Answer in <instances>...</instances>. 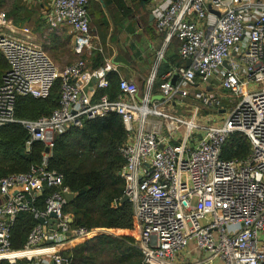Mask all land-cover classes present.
Returning <instances> with one entry per match:
<instances>
[{
	"label": "built area",
	"instance_id": "obj_1",
	"mask_svg": "<svg viewBox=\"0 0 264 264\" xmlns=\"http://www.w3.org/2000/svg\"><path fill=\"white\" fill-rule=\"evenodd\" d=\"M89 1L53 0L47 16L52 30L71 26L79 54L97 47ZM153 13L157 29L167 39L179 40L181 56L191 64L163 78L162 102L153 100L157 94L154 76L150 78L139 103L138 83L126 78H120L118 99L104 94L94 101L88 84L95 77L98 87L107 89L113 64L89 72L80 57L61 70L42 47L6 32L10 19L1 9L0 51L9 68L0 82V127L20 122L31 135L28 144L40 140L51 149L55 135L66 128L109 112L119 114L128 136L120 146L125 159L120 175L143 263L264 264V0H160ZM174 74L180 81L172 82ZM59 77L60 105L51 115L16 119L19 96L45 97ZM190 96L202 105L180 111ZM236 133L248 138L251 152L225 159V144ZM62 184L63 176L45 166L0 177V261L67 264L59 251L92 233L73 228L72 216L63 211L68 189H56L43 211L33 205L46 187ZM27 210L46 221L17 250L11 230L18 214ZM52 213L56 229L48 222Z\"/></svg>",
	"mask_w": 264,
	"mask_h": 264
},
{
	"label": "trees",
	"instance_id": "obj_2",
	"mask_svg": "<svg viewBox=\"0 0 264 264\" xmlns=\"http://www.w3.org/2000/svg\"><path fill=\"white\" fill-rule=\"evenodd\" d=\"M11 15L16 21L20 19L19 14L16 16L12 12ZM91 54L93 70L106 64L100 50L94 49ZM82 58L86 59L85 56ZM8 68V61L0 51V82ZM165 70L158 73L155 90L163 81L160 77L167 72ZM108 78L109 87L100 89V95L107 93L110 99L115 100L121 94L120 78L112 72ZM61 91L62 78L59 77L45 97L19 96L15 106L16 119L37 120L51 115L60 105ZM127 138L123 120L115 112L86 119L82 126L68 127L57 133L54 146L49 151L43 141L34 140L28 144L31 135L20 122L0 127V177L28 173L42 166L48 172L63 176L61 187H46L36 196L33 205L37 211L45 210L47 198L56 189H68L77 194L73 200L67 201L63 211L74 218L72 227L85 228L92 233L76 247L59 251L67 264H144L142 253L135 246L138 230L132 205L122 201L126 183L120 175L125 164L120 146ZM250 152L248 138L236 133L226 142L222 157L242 159ZM46 155L47 163L43 164ZM38 223L34 211H21L12 226V247L22 249ZM30 263L25 258L15 263L0 261V264Z\"/></svg>",
	"mask_w": 264,
	"mask_h": 264
},
{
	"label": "crops",
	"instance_id": "obj_3",
	"mask_svg": "<svg viewBox=\"0 0 264 264\" xmlns=\"http://www.w3.org/2000/svg\"><path fill=\"white\" fill-rule=\"evenodd\" d=\"M158 3L160 0H90L88 5L91 34L97 46L94 49L102 52L106 63L116 67L113 74L138 83L140 93L136 101L139 103L145 94L147 81L153 76L157 81L162 69L167 72L160 79L176 68L188 67L187 60L181 56L179 40L175 37L167 39L166 32H160L156 27L157 18L153 8ZM52 4L53 0H0V10L6 9L10 19L6 32L17 40L42 47L48 55L52 53L56 58H61L63 51L68 48L64 56L67 64L76 57L85 56L88 71L92 72L91 51L94 49H85L84 53L79 54L75 50L71 26L64 24L58 30L49 27L47 16ZM12 12L22 18L18 16L20 19L16 21ZM24 28L29 31L25 32ZM173 76L172 80L180 81L177 74ZM100 89L97 79L92 77L86 91L94 101L107 94L100 95ZM153 92L159 95L160 86L157 90L153 88ZM156 101L162 102L160 99ZM223 111L219 110L220 114Z\"/></svg>",
	"mask_w": 264,
	"mask_h": 264
},
{
	"label": "rangeland",
	"instance_id": "obj_4",
	"mask_svg": "<svg viewBox=\"0 0 264 264\" xmlns=\"http://www.w3.org/2000/svg\"><path fill=\"white\" fill-rule=\"evenodd\" d=\"M4 10H6V9H4ZM7 12V11H6ZM67 51H68V48L67 49H65L64 51H63V53L61 54V58H56L57 56L56 55H53L52 53H49V55L52 57L51 59L52 60H54L56 63H57V66L59 67V69H63L66 65H68L67 64V60H66V57H64L65 55H66V53H67ZM4 56V55H3ZM56 56V57H55ZM77 58V57H76ZM76 58L75 59H73L72 60V62H74L75 60H76ZM71 62V63H72ZM55 63V64H56ZM186 102V104H188V105H185L184 106V108H182L181 110L182 111H186L187 110V108L188 107H192V105H194V104H196V103H198L199 105H202L196 98L194 99V97L193 96H190V97H188V98H186V100H185ZM203 110H209L208 108H203ZM212 111H213V109H211ZM188 112V111H187ZM70 215V214H69ZM73 218V217H72ZM73 221H74V218H73ZM73 223V222H72ZM72 225V224H71ZM73 228H76V227H73ZM137 230H138V228H137ZM119 234V233H118ZM138 234H139V231H138ZM88 237V236H87ZM85 238L86 237H84V238H78V239H76V240H74V241H72V242H70L66 247H64L63 249L65 250V249H71V248H74V247H76L78 244H80V243H82L83 241H85ZM78 240V241H77ZM23 259V258H22Z\"/></svg>",
	"mask_w": 264,
	"mask_h": 264
},
{
	"label": "water",
	"instance_id": "obj_5",
	"mask_svg": "<svg viewBox=\"0 0 264 264\" xmlns=\"http://www.w3.org/2000/svg\"><path fill=\"white\" fill-rule=\"evenodd\" d=\"M190 64H191V60H188V61H187V66H190ZM225 64L227 65V62H225ZM172 82L175 83V80H172ZM156 99L163 100V99H164V95H161V94H159V95H155V96L153 97V100H156ZM49 150H50L49 147H47V151H49ZM76 196H77V194L74 193V192H71V191H69V192H65V197L67 198L68 201L73 200ZM122 201H123V202H127V201H128V197H127V196H124L123 199H122ZM45 221H46V218H45V217H40V218H39V223L44 224ZM70 221L73 222V218H71ZM48 222H49V225H50L53 229H56V228H57V225H56L57 220H56V214H55V213H52V214H51V217H50V219L48 220ZM50 242H52V241H50Z\"/></svg>",
	"mask_w": 264,
	"mask_h": 264
}]
</instances>
